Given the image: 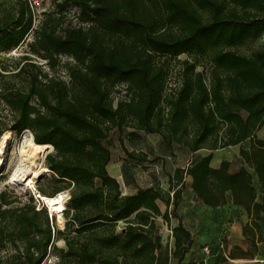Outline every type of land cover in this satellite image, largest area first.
<instances>
[{"label": "trees", "instance_id": "16d2710c", "mask_svg": "<svg viewBox=\"0 0 264 264\" xmlns=\"http://www.w3.org/2000/svg\"><path fill=\"white\" fill-rule=\"evenodd\" d=\"M55 4L56 12L45 14L35 28L30 0H0V105L11 114L8 123L0 112V137L8 130H29L36 144L54 147L46 166L63 190L71 188L66 225L53 232L46 210H36L32 198L23 202L2 192L0 264H42L51 244L58 264H170L172 258L183 264L195 246L178 213L186 191L190 204L200 205L205 214L231 202L236 213L247 216L242 235L249 249L234 247L227 258L219 252L222 261L261 254L264 45H254L264 36V0ZM72 7L79 11L78 24L64 27ZM25 43L51 71L65 67L68 80L50 76L29 56L8 66L7 55ZM244 47L253 49L240 53ZM182 55L193 59L182 62L181 81L169 90L171 70L160 57ZM61 57L72 62L62 66ZM122 84L128 99L115 104ZM114 130H131L133 140L142 132L160 136L174 160L176 147L186 150L190 162L169 178L172 197L155 187L122 194L108 172ZM234 147L240 148V169L232 172L228 160L215 168L214 152ZM203 150L209 154L201 155ZM128 156L148 160L146 154ZM159 202L166 204L165 212ZM160 218L172 232L173 245L162 240ZM205 219L200 218V226ZM62 239L65 246L59 248L55 242Z\"/></svg>", "mask_w": 264, "mask_h": 264}, {"label": "rangeland", "instance_id": "374dc122", "mask_svg": "<svg viewBox=\"0 0 264 264\" xmlns=\"http://www.w3.org/2000/svg\"><path fill=\"white\" fill-rule=\"evenodd\" d=\"M40 6L35 9L34 15V27L37 28L41 21L44 19V15L56 12V2L59 0H39ZM77 8H70L67 11V18L65 20L64 27L67 24L77 25V16H78ZM32 40V35L30 34L27 38V42ZM264 45V36L254 45V47H260ZM253 47H244L239 48L238 51L240 53L249 54L252 51ZM23 56H29L33 61V63L42 66L43 70L50 74L52 77H57L62 80L67 81L68 75L65 67H61V69L57 71H51L47 66L46 61L41 60L40 58L30 55L28 53L27 43L23 44L17 49L12 50L6 57V64L10 67H14L18 62V59ZM192 60V57H188L186 55H182L177 59H172L168 57H160V60L167 61L169 63V68L171 70L170 77L168 79V89L173 90L181 81L180 73L182 71V62L185 60ZM72 62V59L67 57H61V64L64 66L66 63ZM22 65L25 62H21ZM118 93L114 94L115 104L120 100L128 99L127 95V87L122 84L117 87ZM0 112L3 115L7 116V122L10 123L11 114L9 111L3 106L0 105ZM131 130H127L125 132H118L114 130L111 133V162L108 165V172L111 176L116 178L120 184V189L123 195H128L135 193L138 188H147V187H155L160 190L164 197L168 196L172 197L173 193L170 188L169 178L173 175L174 170L177 167L186 168L188 163L190 162L191 156L181 147H176V159H172L162 144L161 137L157 135H148L145 133H139L141 135V139L133 140L128 137V133ZM10 133L13 136V144L11 150L9 151L8 158L5 162V167L0 169V194L2 192H12L15 198L21 199L23 202H26L28 199L29 190L27 191H19L9 184V178L12 174V170L14 169L15 164L19 159V154L21 148L27 147V142L32 139L34 141L33 134L29 131H23L21 134H17L12 130H8L4 132V134L0 137V139L6 134ZM263 136V134L261 135ZM247 144H245V147ZM13 148V149H12ZM239 147L227 148L223 150H218L214 152L213 166H218L222 160H228L231 162V171L236 172L241 167V161L238 157ZM54 151H50L49 154H52ZM128 153H140L146 154L148 156V160L145 162L136 161L131 159L128 156ZM209 151L203 150L201 155H207ZM44 160V166H46V158ZM99 184V183H98ZM37 188L41 193L42 197H52L55 194L61 192L63 188V184L57 183L53 176L52 172L42 176L38 179L34 189ZM33 190V189H32ZM61 190V191H60ZM66 190V189H65ZM190 196H188V191L183 195L182 201L180 203V208L178 209V213L181 216V219L184 221L185 225L194 235L195 246L194 250H192L183 264H191L194 262L195 264H262L261 262H257V258L246 260V259H237V260H227L226 262L222 261L221 256L215 257L216 254L220 255L222 252L224 257H228V249L225 246L226 241H224L223 247L219 248L222 238L220 236L213 237V232L205 230H201L202 225L197 224V220L199 221L201 217H209L207 211L206 215L204 210L200 205H191L190 204ZM159 205L163 212L167 210L166 204L163 202H159ZM173 207H170V210ZM193 208V209H192ZM196 210L193 213L192 210ZM199 213V214H198ZM241 213H236L235 217L241 221ZM195 218V219H194ZM197 219V220H196ZM66 220V219H65ZM172 225L176 226L178 224L177 219L172 218ZM195 223V224H193ZM66 225V224H65ZM64 225V228H65ZM158 225L160 228V234L162 236V240L164 244L171 243L173 245V240L169 237L170 230L169 227L164 223L163 219L158 220ZM124 224L121 223L118 226L117 231L119 233L122 232ZM62 228H60L61 230ZM199 231V232H198ZM228 230H221L220 233L226 236V240H228V236L226 234ZM201 233H204L201 235ZM206 234V235H205ZM60 243V242H59ZM65 241L59 246L64 247ZM221 250V251H220ZM220 252V253H219ZM255 257L259 256L258 251H254ZM170 264H178L177 260L172 258Z\"/></svg>", "mask_w": 264, "mask_h": 264}, {"label": "bare ground", "instance_id": "6f19581e", "mask_svg": "<svg viewBox=\"0 0 264 264\" xmlns=\"http://www.w3.org/2000/svg\"><path fill=\"white\" fill-rule=\"evenodd\" d=\"M12 144L13 136L10 133H6L0 139V169L5 167ZM27 144V147L23 146L21 148L19 159L9 178V184L21 192L27 189H34L38 179L50 173V169L44 166V160L53 147L51 145H38L32 139ZM43 198L52 210L57 212L62 209L63 205L60 203L62 199ZM58 215V223L62 224L63 219L59 213Z\"/></svg>", "mask_w": 264, "mask_h": 264}, {"label": "crops", "instance_id": "0c3cea01", "mask_svg": "<svg viewBox=\"0 0 264 264\" xmlns=\"http://www.w3.org/2000/svg\"><path fill=\"white\" fill-rule=\"evenodd\" d=\"M215 168L219 167V165ZM238 210L237 207L233 206V204L230 202L229 204H227L224 207H220L217 210H210V215L209 217H206L205 219V223L203 224V226L201 227V230H205V232L207 231H211L213 232V237L215 236H220L225 237V235H223L221 232V230H228L226 231V234L228 236V240H226L227 242V246H228V251L230 252V250L234 247H240L242 250L247 251L249 249V243L244 239L243 235H242V227L243 225H245L246 223H248V218L245 215V213L241 212V221H239L236 217V211ZM195 219V218H194ZM197 220V219H196ZM200 221L197 220V224H199ZM195 224V223H193ZM183 225L187 228V226L185 225L184 221H183ZM188 229V228H187ZM190 230V229H189ZM191 231V230H190ZM199 232V231H198ZM192 233V232H191ZM204 233H201V235H203ZM193 235V233H192ZM206 235V234H205ZM194 238V235H193ZM65 246V243L64 245ZM194 250V248L192 249ZM228 252V254H229ZM259 256H256L255 258L259 259L257 260V262H261L262 264H264V246L262 245L261 247V254H258ZM221 255L216 254L215 257H218Z\"/></svg>", "mask_w": 264, "mask_h": 264}, {"label": "built area", "instance_id": "2783aa9c", "mask_svg": "<svg viewBox=\"0 0 264 264\" xmlns=\"http://www.w3.org/2000/svg\"><path fill=\"white\" fill-rule=\"evenodd\" d=\"M30 4L32 6L33 12H35V9L38 6H40L39 0H30ZM28 190L30 191L28 194V198L33 199L34 205L36 206V210H38V211L46 210L48 217L50 219L51 225H52L53 232H55V227H57L58 229L62 228L61 230H64L65 229L64 225L66 224L64 214H65V211L67 210V204H68L69 200L71 199V188L63 190V191L55 194L54 196L50 197L52 200H55V199L61 200L62 199V201L60 202L63 205L62 209L57 211V212L50 208L48 203L41 196L42 193L37 188H35L33 190L32 189H28ZM58 213L60 214V216L63 219L62 224L58 223V216H59ZM170 234H172L171 231H170ZM63 242H64L63 239L59 240V241L55 242V245L57 247H59ZM52 245L53 244L50 245L49 250H48V254L45 257L42 264H58L60 262V259L54 254V248ZM59 248H61V247H59Z\"/></svg>", "mask_w": 264, "mask_h": 264}, {"label": "water", "instance_id": "95a60500", "mask_svg": "<svg viewBox=\"0 0 264 264\" xmlns=\"http://www.w3.org/2000/svg\"><path fill=\"white\" fill-rule=\"evenodd\" d=\"M52 147H53V146H52ZM52 151H54V147H53ZM50 172H51V171H50Z\"/></svg>", "mask_w": 264, "mask_h": 264}]
</instances>
